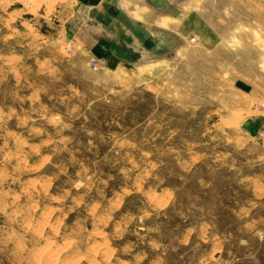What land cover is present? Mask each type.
Here are the masks:
<instances>
[{
    "label": "rangeland",
    "instance_id": "1",
    "mask_svg": "<svg viewBox=\"0 0 264 264\" xmlns=\"http://www.w3.org/2000/svg\"><path fill=\"white\" fill-rule=\"evenodd\" d=\"M170 9L0 0V264H264V0Z\"/></svg>",
    "mask_w": 264,
    "mask_h": 264
},
{
    "label": "crops",
    "instance_id": "2",
    "mask_svg": "<svg viewBox=\"0 0 264 264\" xmlns=\"http://www.w3.org/2000/svg\"><path fill=\"white\" fill-rule=\"evenodd\" d=\"M89 2L90 10L95 14L92 16L93 20L90 19L91 26L96 29L105 27L113 34L131 35L137 48L140 47L139 35L161 34L162 31L158 28L162 27L163 21L166 29L171 28L172 15L168 10H171L172 0H89ZM92 48L97 57L106 55L109 62H117L115 49L102 35L96 38Z\"/></svg>",
    "mask_w": 264,
    "mask_h": 264
}]
</instances>
